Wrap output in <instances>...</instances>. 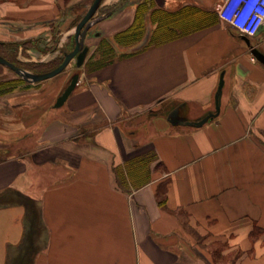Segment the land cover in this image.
Returning a JSON list of instances; mask_svg holds the SVG:
<instances>
[{"label": "crops", "instance_id": "crops-1", "mask_svg": "<svg viewBox=\"0 0 264 264\" xmlns=\"http://www.w3.org/2000/svg\"><path fill=\"white\" fill-rule=\"evenodd\" d=\"M136 1L97 22V35L128 27ZM157 2L196 6L205 19L85 70L61 107L57 76L0 94V264L30 246L32 264H218L207 249L218 241L224 254L243 250L235 264H264V64L251 51L264 53V32L232 28L218 0ZM60 6L0 0V41H35L27 60L58 59L68 35L55 31L69 23ZM18 76L0 64L1 81ZM141 158L147 178L137 182L130 163Z\"/></svg>", "mask_w": 264, "mask_h": 264}, {"label": "trees", "instance_id": "trees-1", "mask_svg": "<svg viewBox=\"0 0 264 264\" xmlns=\"http://www.w3.org/2000/svg\"><path fill=\"white\" fill-rule=\"evenodd\" d=\"M19 1V0H16ZM150 3H152V0H143L140 2L137 8V12L135 15V18L133 22L125 29H122L118 32H116L112 36V40L115 42L118 46H136L138 44H141V42L144 40L146 36V25H145V12L148 10V7L150 6ZM124 6V4H118L115 6V8H112L108 12H105L107 17L112 16L120 7ZM101 6L99 7V9ZM98 9V10H99ZM202 11L193 5L184 6L178 10H170L163 7L156 8L153 11V22L156 24L155 28L149 35V38L144 46L141 47V50H144L150 46L161 44L163 42H166L168 40H171L179 35H181L183 32L191 29V28H197L198 23L205 19V15L201 13ZM83 15H81L75 22L74 25H77V23L81 20ZM209 22H212L209 20ZM195 25V26H194ZM35 41H26L23 43L20 42H4L0 41V54L10 60L11 62L24 67L30 71L33 72H46L49 70H52L56 68L58 65H60L64 58H65V52L62 57L59 59H56L54 61L49 62H30V63H24L17 59L18 56V50L20 46H25L27 44H34ZM110 39L104 40V49L98 48L92 53V55L85 61L83 66L85 67V70L87 71H95L99 68H102L105 65H108L109 63L113 62L115 59L123 56H128L135 51H129L122 54H115V47L113 45H110ZM75 46L70 48L67 51H71ZM65 71V70H64ZM20 84H26L25 87H30L32 84L27 83L25 79L18 76L17 80H0V94L4 92H9L10 90H13L16 88V86H19ZM149 158H141L139 160H135L131 162V175L134 177L135 181H142L146 180L147 178V165H148ZM118 175L120 177V182H122L121 179V173L118 170ZM165 188V187H164ZM166 192L162 187L160 188L159 192V202L162 206L166 205ZM36 211L33 215V220H37ZM178 215L180 217L184 216V212L182 210L178 211ZM189 228V227H188ZM258 228L254 229L251 233L252 240H254L257 237L258 234ZM190 230V229H189ZM194 232V231H193ZM31 238H33V234L31 233ZM196 238L201 241V237L194 233ZM30 238V242H32V239ZM228 245L226 242H214L207 246L208 251L210 252L213 260L218 264H235V262L244 254L243 250H233L228 252L227 254H224V251L227 250ZM32 252L31 246L25 250L24 253L27 255H30ZM28 257V256H27Z\"/></svg>", "mask_w": 264, "mask_h": 264}, {"label": "rangeland", "instance_id": "rangeland-1", "mask_svg": "<svg viewBox=\"0 0 264 264\" xmlns=\"http://www.w3.org/2000/svg\"><path fill=\"white\" fill-rule=\"evenodd\" d=\"M106 1H109V0H103V2L101 4V8L97 11L96 16L105 14V12H108L112 8H115V6H117L120 3L124 4V6H125L131 0H121V1H119L117 3H113V4L106 3ZM142 1L143 0H137L136 1L137 5H136V9H135L134 18H135L136 12H137L138 5ZM92 2H93V0H62V6H60V12H59L60 15L59 16H60V18L64 17L63 19L69 21V23L67 24V26H65V28L63 30H62V28H60L58 30V32L55 31L56 33H60L61 31H63L65 36L68 35V38L66 37L67 38V40H66L67 43L65 44L66 46L61 48V51L59 52L60 54L58 53L60 55L59 58L64 55L63 50L67 51V50H69L70 48L73 47L74 41H75V27H76V25H74V24H75L76 20L81 15H84L86 13V11L88 10V8L92 4ZM156 8H160L159 3L157 2V0H152V3H150V6L148 7V10L145 12V18H146V21H145L146 36H145V38H147L151 34V32L153 31V29L156 26V24L152 21L153 20L152 14H153V11ZM119 9H121V7ZM60 22L61 21H59L58 23H60ZM98 32H99L98 28H94V27L90 28V30L88 31V41L85 43V45H87L89 47V51H88L86 60L92 55V53H94V51L96 49H98V48L104 49L105 48L103 44H104V40H106V39H110V42H111L110 45L111 46L113 45V47H115V51H116L115 54H117V55L129 52V51H131L132 49L135 48V46H132V47L118 46L112 40V36L114 34L112 36H106V35H103V34H100L98 36L97 35ZM146 42H147V40H145V42L139 44L135 49L141 48L142 46H144L146 44ZM41 44H43L42 47H44L46 45V47L49 46V48H50V45H47V41L46 40L44 41V43H41ZM31 45L32 44H27V45H25L23 47L22 52L20 54V56L21 55L24 56V57L22 56V58H20L19 50H18V56H17L18 60H20V61H22L24 63L40 62V61H36V60H38L40 58V56H37L36 53H33V56H35L34 60H27L28 58L31 59V57H29L28 55L26 56L25 49L29 48ZM38 51H41V50H38ZM8 69H9V71H11V73H15L16 75H18L12 69H10V68H8ZM84 72H85V67L83 65L81 67H78L77 63H76V59H74V60L71 61V63L65 69V71L62 72L60 75H58L56 78H54L52 81L61 80V81H64L66 83V86H67L74 74L79 73L80 74V78H84L85 75H86V73H84ZM31 236H32L31 233H29V238H31ZM24 252L25 251H22L16 257L17 261L15 262V264H32V262H31V254L27 255L28 256L27 257L26 253H24Z\"/></svg>", "mask_w": 264, "mask_h": 264}, {"label": "water", "instance_id": "water-1", "mask_svg": "<svg viewBox=\"0 0 264 264\" xmlns=\"http://www.w3.org/2000/svg\"><path fill=\"white\" fill-rule=\"evenodd\" d=\"M102 2L103 0H93L92 4L90 5L86 13L83 15L82 19L78 22V24L75 27V46L74 48L71 51L65 52V58L63 62L60 65H58L56 68L46 71V72H33V71H30L24 67H21L11 62L10 60L5 58L1 54H0V64L12 69L19 76H21L23 79H25L29 83L43 82V81L52 79L60 75L68 67L71 61L74 59H76L77 66L81 67L84 64L88 51H89V47L85 45V39H86L88 31L97 22L107 17L106 14L96 16L97 10L101 6ZM261 32H264V25L260 27L256 35H258ZM251 51L253 55L260 62L264 64V53H262L257 47H254V46L251 48ZM79 80H80L79 73H76L72 76L66 88L57 97L54 103V107L58 108L65 104L67 99L76 89ZM222 84H223V81H221L219 90H218L217 109H219V98H220ZM214 116H216V113H211L199 121H180V123L184 125L200 126V125H203L205 122H207L209 119H211Z\"/></svg>", "mask_w": 264, "mask_h": 264}, {"label": "built area", "instance_id": "built-area-1", "mask_svg": "<svg viewBox=\"0 0 264 264\" xmlns=\"http://www.w3.org/2000/svg\"><path fill=\"white\" fill-rule=\"evenodd\" d=\"M220 18L238 32L255 36L264 25V0H218Z\"/></svg>", "mask_w": 264, "mask_h": 264}]
</instances>
